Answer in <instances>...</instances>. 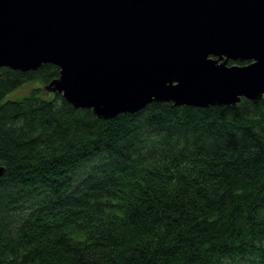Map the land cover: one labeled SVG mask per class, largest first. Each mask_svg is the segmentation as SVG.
Here are the masks:
<instances>
[{"label":"trees","instance_id":"1","mask_svg":"<svg viewBox=\"0 0 264 264\" xmlns=\"http://www.w3.org/2000/svg\"><path fill=\"white\" fill-rule=\"evenodd\" d=\"M58 74L0 67V264H264V96L111 118L4 100Z\"/></svg>","mask_w":264,"mask_h":264},{"label":"water","instance_id":"2","mask_svg":"<svg viewBox=\"0 0 264 264\" xmlns=\"http://www.w3.org/2000/svg\"><path fill=\"white\" fill-rule=\"evenodd\" d=\"M44 63V89L98 118L260 99L264 0H0V67Z\"/></svg>","mask_w":264,"mask_h":264},{"label":"rangeland","instance_id":"3","mask_svg":"<svg viewBox=\"0 0 264 264\" xmlns=\"http://www.w3.org/2000/svg\"><path fill=\"white\" fill-rule=\"evenodd\" d=\"M44 85L39 81H27L23 84H21L20 86H18L17 88L11 90L10 92H8L5 96H4V100L7 99H18L21 98L25 95H27L32 88H38L40 95L44 98H50L52 93L51 92H47L44 89Z\"/></svg>","mask_w":264,"mask_h":264}]
</instances>
